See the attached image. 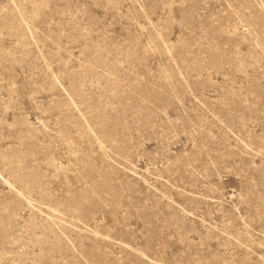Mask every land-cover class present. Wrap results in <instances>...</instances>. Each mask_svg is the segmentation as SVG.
<instances>
[{"label": "rangeland", "instance_id": "374dc122", "mask_svg": "<svg viewBox=\"0 0 264 264\" xmlns=\"http://www.w3.org/2000/svg\"><path fill=\"white\" fill-rule=\"evenodd\" d=\"M0 264H264V0H0Z\"/></svg>", "mask_w": 264, "mask_h": 264}]
</instances>
